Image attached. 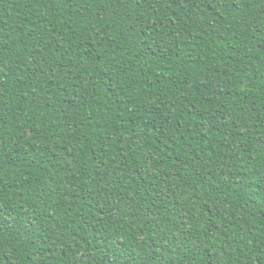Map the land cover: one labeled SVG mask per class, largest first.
I'll return each mask as SVG.
<instances>
[{
	"label": "trees",
	"instance_id": "1",
	"mask_svg": "<svg viewBox=\"0 0 264 264\" xmlns=\"http://www.w3.org/2000/svg\"><path fill=\"white\" fill-rule=\"evenodd\" d=\"M0 264H264V0H0Z\"/></svg>",
	"mask_w": 264,
	"mask_h": 264
}]
</instances>
